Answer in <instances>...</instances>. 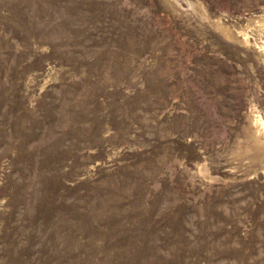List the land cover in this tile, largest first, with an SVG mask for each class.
I'll return each instance as SVG.
<instances>
[{
  "label": "rangeland",
  "instance_id": "rangeland-1",
  "mask_svg": "<svg viewBox=\"0 0 264 264\" xmlns=\"http://www.w3.org/2000/svg\"><path fill=\"white\" fill-rule=\"evenodd\" d=\"M0 264H264V0H0Z\"/></svg>",
  "mask_w": 264,
  "mask_h": 264
}]
</instances>
